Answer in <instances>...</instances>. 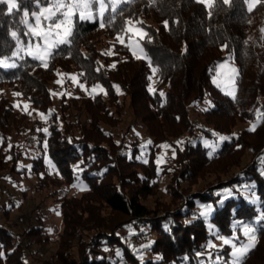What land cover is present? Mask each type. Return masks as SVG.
<instances>
[{"label": "trees", "instance_id": "trees-1", "mask_svg": "<svg viewBox=\"0 0 264 264\" xmlns=\"http://www.w3.org/2000/svg\"><path fill=\"white\" fill-rule=\"evenodd\" d=\"M52 1L16 0L9 12L0 0V87L47 116L39 128L0 94V176L33 178L31 187L54 201L61 226L52 240L39 215L30 212L16 230L19 223L9 215L13 205L0 206V264H226L230 247L209 250L206 244L214 234L231 237L241 224L256 236L242 264H264V0L251 11L246 0H213L211 6L199 0H128L100 19L75 16L68 42L57 44L44 64L17 55L19 43L32 39L23 13L31 17ZM129 21L147 34L140 44L148 61L117 41ZM105 40H113L111 55L99 48ZM227 57L237 67L233 97L211 82ZM3 61L14 65L3 68ZM57 70L74 72L85 87L102 91L61 98L59 113L51 112ZM205 96L210 106L200 113V127L190 111ZM126 108L151 139L148 146L116 141L105 129L119 126ZM71 110L78 113L73 121ZM257 116L253 129L214 151L201 140L216 144V135L228 136ZM19 136L35 147V156L28 158L24 144L12 141ZM172 140V165L159 166L160 148ZM210 176L215 183L193 191ZM162 177L168 179V201L156 197ZM76 183L85 188L79 195L70 193ZM149 198H155L152 207L145 203ZM144 248L150 256L140 260L136 253Z\"/></svg>", "mask_w": 264, "mask_h": 264}, {"label": "rangeland", "instance_id": "rangeland-1", "mask_svg": "<svg viewBox=\"0 0 264 264\" xmlns=\"http://www.w3.org/2000/svg\"><path fill=\"white\" fill-rule=\"evenodd\" d=\"M128 0H115V2L119 5L122 2H126ZM201 2V0H199ZM58 0H53L49 5L41 7L36 13L43 12L44 9H52L57 3ZM105 3V10L103 13L108 9L111 8L109 5V0H104ZM204 5L208 6L207 0H204L202 2ZM248 4V3H247ZM249 6V4H248ZM91 7V19H87L90 21H93L95 18L100 19L102 14L100 13V5L99 3H92L90 5ZM112 10V9H111ZM61 11L63 9L56 12L55 21L58 22L60 20H63V16L61 15ZM48 13L44 12V14L40 17L41 19V26L39 28H36V19L29 15L25 17L23 13V23L29 33L32 36V39L28 41L26 44L19 43L18 50L16 52L17 55L24 54L31 58H35L37 56H41L43 59H37L38 61L42 62L43 64L46 62L48 55L50 54L51 50L59 43H54L51 40H44L41 37L43 36L44 32L47 30V27L52 24L51 20H45L44 17L47 16ZM77 16L79 19L80 13L75 12L71 17V23L70 24H63L61 25L60 29H52V33L55 32H62L65 28L70 27L72 25V21L74 17ZM33 28H35V31L41 33V37H37L33 33ZM140 33H144L143 29L140 28L136 23L131 22L127 23L125 32L122 36L117 38V41L122 43H125L132 54L133 57L139 60H145L148 61L149 57L143 50L140 40L143 38L141 37ZM65 39V37L57 36L56 40ZM68 39V37H66ZM112 42L113 40H105L102 45L99 46L101 51H104L106 54L111 55L112 54ZM47 49V51H45ZM135 53V54H134ZM36 59V58H35ZM14 65V61H3L1 62V66L3 68H9ZM235 70V71H233ZM55 80L50 83V90L52 95V107L51 112L59 113L60 111V100L61 98H65L67 101L76 98H85L88 96H91L95 93L101 92L102 90L99 87H92L87 88L85 85L80 83L78 81L77 75L74 72H64L62 70H57L55 75ZM237 76V67L236 63L233 59L230 57H227L226 60L219 63L216 67V70L211 77V82L218 87L223 93L229 95L230 97L234 96L235 92V79ZM153 87V81L151 83V88ZM231 93V94H229ZM0 94L4 97H7L12 102L14 108L18 112H26L28 113L29 117L31 118L32 122L39 128H44L45 122L47 120V116L39 113L35 109H32L30 105L24 101L18 94L13 92L7 87H0ZM119 96L122 98V93L119 91ZM127 104V101H125ZM210 106L209 97L205 96L204 100L200 104H195V106L190 111V117L193 121V123L196 126L204 127V122L202 120V117L200 113L207 109ZM73 116V118H72ZM74 116H78V113L75 111H70V120L74 119ZM81 121L84 123L87 121V118L84 115H79ZM73 121V120H72ZM259 122V117L257 116L256 120L254 122H246V123H240L238 124L232 131L230 135H216L217 143L214 144L213 142H209L208 140H205V138L201 137V140L205 146H209L211 151L216 150L220 143L224 140H221L220 137H227L228 139L231 137L237 136L242 130L247 129L251 130L253 129L256 124ZM61 125V122L59 123ZM107 131H110L113 135L116 141H119L121 139H125V141H137L140 148L143 146H148L151 143V139L146 135L144 127L142 124L134 119V117L131 115L128 108L125 110V114L122 117L121 123L116 128H109L105 127ZM25 136H19V137H12L13 142L23 143V151L24 154L29 158L35 156L37 154V150L35 147H33L32 144L25 141ZM174 143H177L176 140L169 141L167 143H164L160 151L157 155V164L159 166L161 165H172V158L174 156ZM164 145H167V147H164ZM25 161H22L23 164L28 165L29 163ZM249 161V153L245 155V157L242 160L241 167L244 166ZM240 168H235L230 171V173L226 176H221L223 180H226L229 178V176H233L241 171ZM21 178L17 175L13 174H6L5 172L1 174L0 176V206L4 209H7L12 206V210L9 213L10 218L12 220H15L19 223V225L16 227V230H20V227L22 225L21 218L25 217L27 213H33L34 218L39 215V218L41 219L44 228L45 233L48 234L52 240H56V235L60 229L61 226V220L57 212L54 211L56 205H54V201L51 197H45L43 194L36 191L34 188H32V182L33 178L27 177ZM215 177L210 176L206 178L205 180H200L198 184L193 186V191H196L203 187L207 183H215ZM168 183V179L166 177H162L160 180V188L159 192L156 197L160 198L163 201H168V194L165 189V185ZM85 188L81 183H76L72 189L70 190V193L73 195H79L82 191H84ZM242 195H248V191L241 189L240 190ZM255 203L256 197L255 196H249ZM155 198H149L145 203L148 205V207H152L153 200ZM22 205V206H19ZM261 217H264V213H260ZM33 218V219H34ZM247 227V225H240L239 226V232L236 231L233 233L231 237H224L214 234V238L210 239L207 244V249H220L224 245H228L230 247V253H229V261L226 264H233V246L240 247L241 245H245L249 243L247 236L244 234V229ZM252 228V227H251ZM256 237V236H255ZM223 238V239H221ZM229 240L231 241L230 244L223 243V240ZM129 240V239H127ZM131 240V239H130ZM129 240V241H130ZM256 241V239H255ZM254 241V243H255ZM55 244L53 243L47 251L48 254L52 253L54 250ZM136 256L140 260H144L150 256V252L148 251V248L141 249L139 252L136 253Z\"/></svg>", "mask_w": 264, "mask_h": 264}, {"label": "snow or ice", "instance_id": "snow-or-ice-1", "mask_svg": "<svg viewBox=\"0 0 264 264\" xmlns=\"http://www.w3.org/2000/svg\"><path fill=\"white\" fill-rule=\"evenodd\" d=\"M2 2L6 3L8 6V11L11 12L12 10L17 8V2L16 0H2ZM201 2H204V0H201ZM209 6L213 3V0H207ZM225 4H230L231 0H223ZM246 2L249 4V10L251 11L254 4L259 3L260 0H246ZM92 3H99L100 5V13L102 14L105 10V3L104 0H58L57 3H55L54 7L52 9H44L41 13H33V16L36 19V28H39L41 26V19L40 17L44 14V12H47L48 15L44 17L45 20H52L53 17H55L56 12L63 9L61 11V15L64 17L63 20H60L58 22H53L47 27V30L44 32L43 36L41 37V33L35 31V28H33V33L37 37H41L44 40H51L54 43H67L66 37L71 35V28H65L62 32H55L52 33V29H60L61 25L63 24H70L71 23V17L75 12L80 13L81 19H91V7L90 5ZM109 5L113 11L116 10L118 7V4L115 2V0H109ZM25 17L28 16V13H24ZM131 23V21H129ZM103 27V25H101ZM12 35L15 37L16 33L13 32ZM141 37L146 36V33H140ZM57 36L65 37V39L56 40ZM119 39V37H118ZM123 43V41H121ZM47 51V49H45ZM135 54V53H134ZM36 59H43L41 56L35 57ZM155 71V69H153ZM235 71V70H233ZM231 94V93H229ZM221 140L228 139L227 137H220ZM164 147H167V145H164ZM261 219H264V217H261ZM244 234L247 236L249 243L245 245H241L240 247L233 246L234 250L232 253L233 256V264H242V260L244 256L247 254L249 250H251L254 247V241L256 239L255 237V231L251 227H245ZM223 239V238H221ZM223 243L230 244L231 241L224 239Z\"/></svg>", "mask_w": 264, "mask_h": 264}]
</instances>
